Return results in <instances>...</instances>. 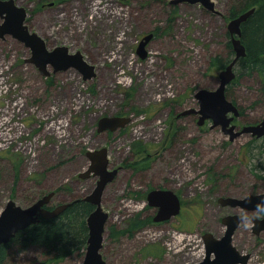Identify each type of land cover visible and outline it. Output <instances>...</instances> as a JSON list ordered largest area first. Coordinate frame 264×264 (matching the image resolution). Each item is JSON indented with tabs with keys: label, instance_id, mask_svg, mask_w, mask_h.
Returning a JSON list of instances; mask_svg holds the SVG:
<instances>
[{
	"label": "rangeland",
	"instance_id": "1",
	"mask_svg": "<svg viewBox=\"0 0 264 264\" xmlns=\"http://www.w3.org/2000/svg\"><path fill=\"white\" fill-rule=\"evenodd\" d=\"M176 1L16 0L50 51L79 52L95 76L51 66L45 76L28 62L30 48L0 37V215L10 201L28 208L53 193L54 209L90 196L101 178L82 177L87 154L106 149L109 169L118 171L101 197L109 216L100 251L106 264H200L204 237L221 239L223 220L236 215L249 219L233 235L234 247L250 256L246 264H264V231L256 233L253 220L264 214L220 202L264 193V136L232 139L212 120L199 125L201 115L187 113L199 110L200 91L219 88L220 73L234 61L230 22L258 6ZM150 34L142 59L137 50ZM217 57L230 61L216 68ZM245 71L237 62L226 90L240 111L234 133L264 120L262 80ZM105 118L130 121L100 130ZM152 190L177 194L181 213L155 223ZM26 237L21 232L12 242L10 263L51 264ZM86 254L85 246L58 264H83Z\"/></svg>",
	"mask_w": 264,
	"mask_h": 264
},
{
	"label": "water",
	"instance_id": "2",
	"mask_svg": "<svg viewBox=\"0 0 264 264\" xmlns=\"http://www.w3.org/2000/svg\"><path fill=\"white\" fill-rule=\"evenodd\" d=\"M131 1V0H122ZM189 2L192 4L202 3L205 7L213 9L211 0H179V2ZM255 13L252 9L229 24V32L232 36V47L235 54L234 61L220 73L221 83L215 91L202 90L196 95L199 102V110H192L190 114H200L199 125L205 121L212 120L214 126H222L224 133L232 134V139L242 133H252L261 138L264 136V120L257 126L243 128V132L234 133L237 128L233 124L234 120L240 116L239 108L226 98V90L234 81L236 75L233 68L242 57H246V47L242 42V25ZM27 12L23 7L18 6L16 0H0V37L10 35L26 45L32 51V57L28 62L39 68L45 76H50L49 67L54 72L76 69L84 75L85 80H90L95 76L94 67L89 65L78 52L71 54L67 47H58L50 51L46 42L37 34L32 33L26 25ZM153 39L150 34L141 41L137 53L145 59L147 52L146 45ZM232 114V116H230ZM130 119L115 118L114 120L105 118L100 122V130L111 128L117 129L124 127ZM91 160V165L83 178H90L92 175L100 176L98 186L90 196L76 200L84 201L94 206V210L87 218L89 229V239L87 254L83 264H106L100 251L103 247V237L109 216L101 206V197L106 186L115 180L118 171L110 170V164L106 149L91 151L87 154ZM54 194L51 193L36 201L28 208L18 206L14 201H10L0 215V248L10 244L20 232L32 226H37L41 220H51L59 217L72 205V203L60 205L54 209H48ZM148 202L151 207L158 208V213L154 218L155 223L169 221L181 213L182 201L180 197L170 190H152L148 195ZM223 206H231L243 209L244 212L258 211L264 214V193L251 195L243 200L234 198L221 199ZM249 219L246 215L229 216L223 220L227 230L221 239H215L208 234L204 237L206 244V258L200 264H246L249 260L248 255H241L233 245V235L242 222ZM256 224L254 231L259 233L264 231V219H253ZM213 257V258H212Z\"/></svg>",
	"mask_w": 264,
	"mask_h": 264
},
{
	"label": "trees",
	"instance_id": "3",
	"mask_svg": "<svg viewBox=\"0 0 264 264\" xmlns=\"http://www.w3.org/2000/svg\"><path fill=\"white\" fill-rule=\"evenodd\" d=\"M236 5L238 9L251 5L258 6L257 11L243 24L242 42L248 54L238 63L246 70L245 72L257 73L260 76L264 95V0H236ZM228 47L230 57L234 54L231 41ZM229 61L217 57L212 66L221 68ZM93 210L94 206L90 203L84 201L73 203L59 217L51 220L42 219L39 225L25 230L27 237L24 238V244L39 247L49 257L47 263H62L76 251L87 247L89 239L87 218ZM12 242L0 248V264H14L9 260Z\"/></svg>",
	"mask_w": 264,
	"mask_h": 264
},
{
	"label": "flooded vegetation",
	"instance_id": "4",
	"mask_svg": "<svg viewBox=\"0 0 264 264\" xmlns=\"http://www.w3.org/2000/svg\"><path fill=\"white\" fill-rule=\"evenodd\" d=\"M133 1V0H132ZM47 208H50L49 206Z\"/></svg>",
	"mask_w": 264,
	"mask_h": 264
}]
</instances>
